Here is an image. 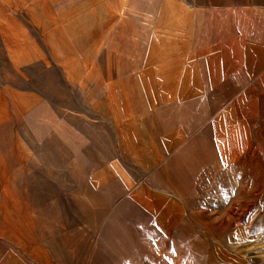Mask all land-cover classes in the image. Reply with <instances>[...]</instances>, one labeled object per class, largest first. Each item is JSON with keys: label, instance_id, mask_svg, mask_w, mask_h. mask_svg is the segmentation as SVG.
Masks as SVG:
<instances>
[{"label": "rangeland", "instance_id": "rangeland-1", "mask_svg": "<svg viewBox=\"0 0 264 264\" xmlns=\"http://www.w3.org/2000/svg\"><path fill=\"white\" fill-rule=\"evenodd\" d=\"M238 6L239 0H0V264H122L108 258L104 235L114 238L120 227L106 229L107 213L162 159L121 155L115 110L105 108L115 94L100 76L138 75L146 65L139 54L152 39L161 50L164 38L172 48L181 35L190 44L198 28L227 37ZM160 89L156 83L155 102L162 101ZM236 176L214 180L232 183ZM248 177L252 184L259 175ZM210 226L216 236L204 237L201 251L187 239L162 249L164 257L171 264H264V182L220 221L204 222V235Z\"/></svg>", "mask_w": 264, "mask_h": 264}, {"label": "crops", "instance_id": "crops-1", "mask_svg": "<svg viewBox=\"0 0 264 264\" xmlns=\"http://www.w3.org/2000/svg\"><path fill=\"white\" fill-rule=\"evenodd\" d=\"M238 7L230 12L227 37L198 28L190 44L181 35L172 48L164 38L161 50L152 39L139 54L146 65L138 75L100 76L115 94L105 108L115 110L121 155L162 159L107 213L106 229L120 227L114 238L104 235L108 258L117 263L171 264L162 249L187 239L201 251L203 238L216 236L211 226L204 235L203 223L220 221L264 182V0H239ZM134 83L138 90H130ZM132 92L146 96L131 100ZM220 173L237 180L215 181ZM249 175L259 177L250 184Z\"/></svg>", "mask_w": 264, "mask_h": 264}]
</instances>
